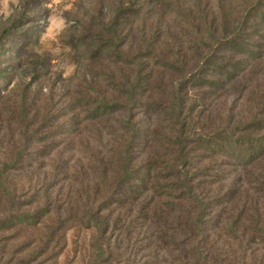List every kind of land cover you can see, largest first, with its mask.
I'll return each mask as SVG.
<instances>
[{
  "label": "rangeland",
  "instance_id": "rangeland-1",
  "mask_svg": "<svg viewBox=\"0 0 264 264\" xmlns=\"http://www.w3.org/2000/svg\"><path fill=\"white\" fill-rule=\"evenodd\" d=\"M119 9L124 12L115 23ZM232 34L239 43L233 47ZM116 46L128 58L114 54ZM177 48L196 52L207 65L201 81L188 86L189 95L206 93L207 105L223 119L249 120L264 95V0H0V264L184 260L173 215L157 220L163 240L151 238L149 248V233L135 229L146 222L140 217L123 242H116L122 222L113 225V216H135L136 204L115 207L105 235L85 217L96 195L106 191L95 162L100 145L119 149L127 137L115 124L112 135L103 130L108 136L99 138L102 119L96 118L93 92L106 86L104 76L112 70L134 78L125 59L142 62L143 68L160 66V51L173 54ZM150 67L142 73L150 74ZM171 70L156 92L169 96L170 78L178 77ZM142 110L123 107L116 116L130 117L137 127L150 111ZM245 160L233 158L239 170L234 174L254 183L264 158L247 166ZM113 176L108 170L106 179ZM261 250L257 260L264 258Z\"/></svg>",
  "mask_w": 264,
  "mask_h": 264
},
{
  "label": "trees",
  "instance_id": "trees-1",
  "mask_svg": "<svg viewBox=\"0 0 264 264\" xmlns=\"http://www.w3.org/2000/svg\"><path fill=\"white\" fill-rule=\"evenodd\" d=\"M123 12L118 10L115 23ZM228 40L232 47L239 44L234 34ZM119 47L114 54L128 58ZM160 53V66H145L150 67V74L142 73V62L125 59L134 78L116 76L112 70L104 76L106 86L93 92V99L99 103L96 118L102 119L99 138L112 135L115 124L127 137L119 149L105 151L100 145L103 152L95 162L102 170L100 184L106 191L103 197L96 195L85 217L94 219L97 231L105 235L115 207L136 204L139 209L135 216L131 212L113 216V225L122 222L116 242H123L124 233L133 231L128 228L134 218L140 217L146 222L135 229L149 233L146 247H152L151 238L154 243L163 240L164 231L157 220L162 214L173 215L182 241L178 250L184 259H178V264H264V258L257 260L255 256L264 249V166L260 179L252 183L246 175L234 174L239 170L232 164L238 156L246 159V166L264 158V95L249 120L223 119L222 114H213L216 108L207 105L210 97L206 93L197 97L188 93V86L201 81L207 69L196 59L200 56L178 48L173 54ZM215 65L222 69L218 62ZM172 68L178 76L170 78L173 90L169 96L156 92V85L163 82L165 73L171 74ZM110 84L115 89H109ZM147 86L148 91L144 90ZM123 107L127 112L128 107L139 113L142 108L150 111L144 112L145 120L136 127L130 117L116 116ZM23 145L24 150L27 145ZM108 170L114 175L111 181L106 179ZM97 201L101 205L91 210ZM127 220L132 221L126 224ZM253 244L259 247L255 249Z\"/></svg>",
  "mask_w": 264,
  "mask_h": 264
}]
</instances>
